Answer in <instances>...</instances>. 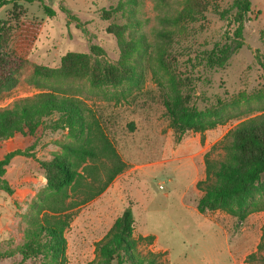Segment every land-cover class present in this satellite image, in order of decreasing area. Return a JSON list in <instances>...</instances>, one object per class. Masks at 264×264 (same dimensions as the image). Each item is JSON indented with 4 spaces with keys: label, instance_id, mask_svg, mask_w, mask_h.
Masks as SVG:
<instances>
[{
    "label": "rangeland",
    "instance_id": "rangeland-1",
    "mask_svg": "<svg viewBox=\"0 0 264 264\" xmlns=\"http://www.w3.org/2000/svg\"><path fill=\"white\" fill-rule=\"evenodd\" d=\"M234 2L36 0L0 8L2 53L16 79L0 100V110L38 93L77 99L127 164L99 196L67 212L66 258L57 262L46 250L19 249L28 241L25 231L43 221L47 211L42 206L51 193L47 171L31 165L24 175L9 174L11 194H18L12 197L16 221L10 225L16 237L1 247L0 264H90L97 242L128 208L135 219L134 236L155 237L137 248L148 260L264 264V174L249 198L256 209L245 219L197 210L202 191L196 184L206 178V154L222 160L227 133L264 114V0H250L243 45L226 65L206 63L213 48L235 43L239 11ZM100 64L115 67L119 82ZM172 85L189 106L220 123L204 133L173 128L163 103ZM59 117L41 119L34 134L16 135L23 139L24 153L34 156V165L65 155L62 144L72 139L68 129L59 128ZM21 161L17 157L14 164Z\"/></svg>",
    "mask_w": 264,
    "mask_h": 264
},
{
    "label": "trees",
    "instance_id": "trees-1",
    "mask_svg": "<svg viewBox=\"0 0 264 264\" xmlns=\"http://www.w3.org/2000/svg\"><path fill=\"white\" fill-rule=\"evenodd\" d=\"M12 1L33 3L36 0H0V8ZM234 5L239 11L235 43L213 48L209 52L206 63L211 68L224 67L231 55L243 45V20L244 15L250 12V0H235ZM45 12L54 14L47 6ZM2 46L0 28V100L16 84L12 69L8 68L7 58L2 53ZM100 69L119 82L115 67L100 64ZM163 103L171 126L181 133H204L220 123L217 119L205 118L200 110L189 106L186 97L174 85L164 92ZM55 113L60 114L59 128L68 129L72 140L62 144L65 151L63 157L39 163L47 171V189L51 192L42 200V206L47 211L43 221L25 231V240L28 241L23 242L19 249L36 254L46 250L50 258L57 262L66 258L65 230L71 219L67 212L99 196L125 170L127 164L90 109L77 99L60 98L50 93H38L16 101L11 108L0 110V141L17 134H34L41 119ZM22 146L0 160V189L9 194L13 192L8 185L10 181L2 177L11 159L17 155L34 157L24 153ZM222 150V160L211 158L210 153L205 156L206 178L196 184L202 191L197 210L201 214L220 210L243 220L256 209L250 207L249 198L253 187L264 174V114L245 120L231 129L222 142ZM99 167L105 176L102 177ZM134 224L133 212L128 208L114 221L105 237L97 242L96 259L90 264H112L115 260L116 264H159L154 258L148 260L138 254L140 242L146 240L151 244L155 237L136 238ZM262 260L264 263V258Z\"/></svg>",
    "mask_w": 264,
    "mask_h": 264
},
{
    "label": "crops",
    "instance_id": "crops-1",
    "mask_svg": "<svg viewBox=\"0 0 264 264\" xmlns=\"http://www.w3.org/2000/svg\"><path fill=\"white\" fill-rule=\"evenodd\" d=\"M22 138L14 136L12 138L0 141V160L4 159L7 153L14 151L18 149L22 145ZM17 157H21L22 161L21 163L14 164V160ZM33 157H27L24 155H17L13 157L7 166L6 173L2 177V179L10 181L11 179L8 178V175H16V177H19L21 175H24L26 171H28V167L32 165L33 168H35V171L40 170V165H38L36 162V165H34L35 161H33ZM27 167V168H26ZM30 170V169H29ZM16 192L13 194H8L4 190L0 189V247L3 245H10L16 235L14 234V231L11 228V224H14L16 221V205L13 204V196H16ZM26 195H24L20 200H25ZM13 213V214H12Z\"/></svg>",
    "mask_w": 264,
    "mask_h": 264
}]
</instances>
